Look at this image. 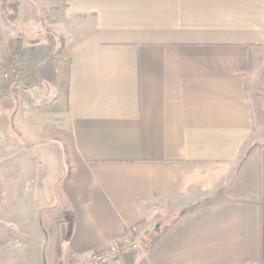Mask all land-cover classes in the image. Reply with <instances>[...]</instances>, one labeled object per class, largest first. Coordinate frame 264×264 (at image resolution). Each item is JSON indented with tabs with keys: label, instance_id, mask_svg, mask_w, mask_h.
<instances>
[{
	"label": "crops",
	"instance_id": "0c3cea01",
	"mask_svg": "<svg viewBox=\"0 0 264 264\" xmlns=\"http://www.w3.org/2000/svg\"><path fill=\"white\" fill-rule=\"evenodd\" d=\"M13 3L0 166L4 136L36 160L23 264H264V0Z\"/></svg>",
	"mask_w": 264,
	"mask_h": 264
},
{
	"label": "rangeland",
	"instance_id": "374dc122",
	"mask_svg": "<svg viewBox=\"0 0 264 264\" xmlns=\"http://www.w3.org/2000/svg\"><path fill=\"white\" fill-rule=\"evenodd\" d=\"M14 1L16 0H7V2L11 5H15L13 3ZM11 11V8L3 11L0 6V67L4 66L5 64L7 65V58L11 49L15 45H13V41H10L15 35L14 32H11V23L8 20V15ZM5 138L7 137L4 136L2 144L3 147L1 150L3 153V161L1 165L2 167L0 166L1 200L4 211L0 219L3 223L1 228L6 229V233L3 234V238L7 243L1 248L2 253L0 252V264H23V261H21L22 259H20L21 256H23L21 255L22 247H20V245L16 246L13 244V242H17L20 239L18 237L14 238V233L16 232V225L19 222L25 224L26 221L27 212H23L22 214L20 213L19 209L26 210L27 206L29 205L30 200H28L27 195L30 189V183L25 181L24 178L29 174H32V169L34 166L28 160V154L26 153L25 149L16 148L9 140H7L8 138ZM64 172L66 174V170ZM55 188L56 184L53 186V189ZM179 204L180 203H178V205ZM179 207H181V205H179ZM55 209L56 208H46V223L49 232H47V241L50 239L49 234L50 236L52 235L48 213L53 212ZM177 216L178 213H175L172 217L162 223L160 228L152 229L151 232L145 234L142 240L143 243L150 241L157 235L162 226L169 224ZM24 229L27 230V226L26 228L24 227ZM19 231L21 232V229Z\"/></svg>",
	"mask_w": 264,
	"mask_h": 264
},
{
	"label": "trees",
	"instance_id": "16d2710c",
	"mask_svg": "<svg viewBox=\"0 0 264 264\" xmlns=\"http://www.w3.org/2000/svg\"><path fill=\"white\" fill-rule=\"evenodd\" d=\"M0 6H1V8H2L3 11H6L7 9H10V8H11V10H14L15 9V5L9 4L7 2V0H0ZM16 41H17V45H16L15 49L13 50V52L10 54L9 58H8V63H9V66H10L11 69H16L18 67V64H19V63L16 62V59H17L18 53H19V43L20 42H19L18 39ZM263 68H264V62L256 70V72L254 74V78L256 77L257 73L260 72ZM247 155H248V152L243 157V159L241 160V163L239 164L238 168L234 172V174L232 176V179H234L237 176V174H238L240 168L242 167V165H243V163H244ZM30 159H31V162H33V163L36 162L35 158L30 157ZM65 166H66V175H67L68 174V171H69L67 159L65 160ZM166 231H167V228L162 229V231L154 238V240L152 241V243H151L150 246H152Z\"/></svg>",
	"mask_w": 264,
	"mask_h": 264
},
{
	"label": "built area",
	"instance_id": "2783aa9c",
	"mask_svg": "<svg viewBox=\"0 0 264 264\" xmlns=\"http://www.w3.org/2000/svg\"><path fill=\"white\" fill-rule=\"evenodd\" d=\"M134 245V244H133ZM118 250L117 247L112 248L110 252L94 255L92 258L82 264H106L107 258Z\"/></svg>",
	"mask_w": 264,
	"mask_h": 264
}]
</instances>
